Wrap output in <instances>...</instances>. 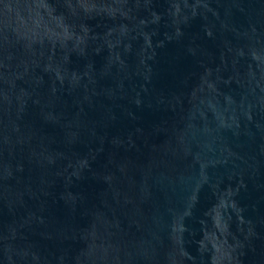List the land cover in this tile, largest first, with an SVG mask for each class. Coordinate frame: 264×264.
I'll list each match as a JSON object with an SVG mask.
<instances>
[{
	"label": "water",
	"instance_id": "95a60500",
	"mask_svg": "<svg viewBox=\"0 0 264 264\" xmlns=\"http://www.w3.org/2000/svg\"><path fill=\"white\" fill-rule=\"evenodd\" d=\"M0 264H264V0H0Z\"/></svg>",
	"mask_w": 264,
	"mask_h": 264
}]
</instances>
